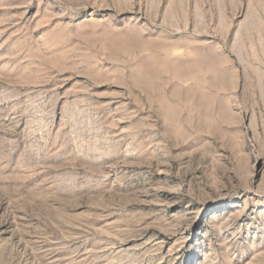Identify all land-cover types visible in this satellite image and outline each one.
Returning <instances> with one entry per match:
<instances>
[{"label":"rangeland","instance_id":"obj_1","mask_svg":"<svg viewBox=\"0 0 264 264\" xmlns=\"http://www.w3.org/2000/svg\"><path fill=\"white\" fill-rule=\"evenodd\" d=\"M249 22L264 0H0V264H264L263 103L190 67Z\"/></svg>","mask_w":264,"mask_h":264},{"label":"crops","instance_id":"obj_2","mask_svg":"<svg viewBox=\"0 0 264 264\" xmlns=\"http://www.w3.org/2000/svg\"><path fill=\"white\" fill-rule=\"evenodd\" d=\"M225 31L228 35L193 43L190 67L212 78L208 80L211 92L241 93L238 101L258 100L264 106V80L253 79L264 76V24L249 22ZM235 101L233 97L231 103Z\"/></svg>","mask_w":264,"mask_h":264},{"label":"bare ground","instance_id":"obj_3","mask_svg":"<svg viewBox=\"0 0 264 264\" xmlns=\"http://www.w3.org/2000/svg\"><path fill=\"white\" fill-rule=\"evenodd\" d=\"M253 79L257 82V80H264V76H254Z\"/></svg>","mask_w":264,"mask_h":264}]
</instances>
